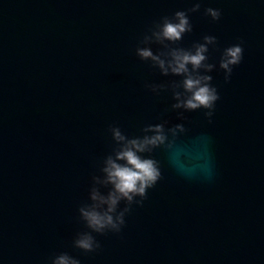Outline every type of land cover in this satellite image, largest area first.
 I'll return each mask as SVG.
<instances>
[{
	"label": "water",
	"instance_id": "1",
	"mask_svg": "<svg viewBox=\"0 0 264 264\" xmlns=\"http://www.w3.org/2000/svg\"><path fill=\"white\" fill-rule=\"evenodd\" d=\"M195 2L0 0V264H52L62 252L80 264H264V0H199L188 13L179 46L217 38L211 117L147 88L180 77L136 53L154 22ZM234 44L243 55L226 81L219 60ZM165 121L184 131L145 154L161 178L119 232L92 233L99 249L75 247L88 230L79 208L116 146L110 127L131 138Z\"/></svg>",
	"mask_w": 264,
	"mask_h": 264
},
{
	"label": "clouds",
	"instance_id": "2",
	"mask_svg": "<svg viewBox=\"0 0 264 264\" xmlns=\"http://www.w3.org/2000/svg\"><path fill=\"white\" fill-rule=\"evenodd\" d=\"M200 9V2L196 0L193 6L186 10H177L172 16H163L154 22L149 29L150 35L145 34L141 43L145 46L137 47L136 53L142 60L151 62L152 67L158 68L161 75L180 77L170 79L159 84L146 83V87L155 93L161 90H171L173 109L193 111L207 109L206 116L211 117L215 102L219 94L211 84L213 77L208 73L216 67L209 62V45H215L217 38L205 35L203 42H194L191 47L179 46L185 33L192 31V24L188 13ZM205 14L213 20L221 15L219 9L208 7ZM160 47L154 52L151 44ZM243 48L240 44L226 47L220 57L219 67L225 71V80L230 78L234 65L241 62ZM183 117V113H180ZM163 123L149 124L143 129L144 135L127 137L119 127L112 126L110 131L116 146L112 154L104 160L101 171L103 176L92 177V187L89 191L91 203L79 208L81 219L88 230L78 232L73 241L75 247L85 252H93L101 247L93 232L104 234L107 231L119 232L125 223V213L130 210L133 203L141 204L147 196V190L153 187L161 178L159 161L150 154L153 150L166 142L170 143L168 133L173 137L177 131H184L183 124H175L165 128ZM107 188L102 192L100 187ZM140 197V200L135 199ZM121 201L125 207L120 209ZM52 264H80L79 259L70 256L67 252L56 255Z\"/></svg>",
	"mask_w": 264,
	"mask_h": 264
}]
</instances>
